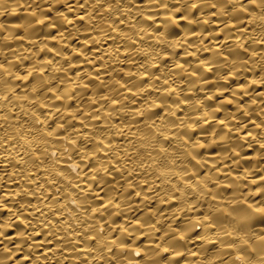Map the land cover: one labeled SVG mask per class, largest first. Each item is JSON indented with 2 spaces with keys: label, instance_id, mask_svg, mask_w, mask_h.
<instances>
[{
  "label": "bare ground",
  "instance_id": "1",
  "mask_svg": "<svg viewBox=\"0 0 264 264\" xmlns=\"http://www.w3.org/2000/svg\"><path fill=\"white\" fill-rule=\"evenodd\" d=\"M0 264H264V19L0 0Z\"/></svg>",
  "mask_w": 264,
  "mask_h": 264
},
{
  "label": "clouds",
  "instance_id": "2",
  "mask_svg": "<svg viewBox=\"0 0 264 264\" xmlns=\"http://www.w3.org/2000/svg\"><path fill=\"white\" fill-rule=\"evenodd\" d=\"M237 6L238 10H242L248 13L251 18L255 13L257 17L264 19V0H230Z\"/></svg>",
  "mask_w": 264,
  "mask_h": 264
}]
</instances>
